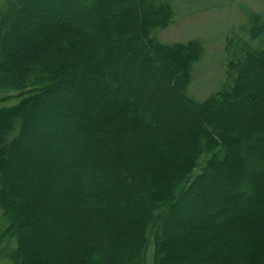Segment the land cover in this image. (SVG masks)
<instances>
[{"label":"trees","instance_id":"obj_1","mask_svg":"<svg viewBox=\"0 0 264 264\" xmlns=\"http://www.w3.org/2000/svg\"><path fill=\"white\" fill-rule=\"evenodd\" d=\"M173 17L168 0L2 4L0 92L15 102L0 107V264H264V95L249 102L264 94V46L197 101L202 43L154 36ZM248 23L261 38L264 15ZM31 129L76 143L73 169L36 167Z\"/></svg>","mask_w":264,"mask_h":264},{"label":"rangeland","instance_id":"obj_2","mask_svg":"<svg viewBox=\"0 0 264 264\" xmlns=\"http://www.w3.org/2000/svg\"><path fill=\"white\" fill-rule=\"evenodd\" d=\"M5 1L0 0V7ZM168 2L174 9L173 22L168 28L157 30L154 36L162 42L170 44L188 43L192 40H199L202 43L204 53L201 60L193 67L191 83L187 89V94L197 101L205 100L227 84L229 81V63L242 57L243 50L247 48L259 49L264 46V34L259 39H253L250 31L251 27L248 23L251 12L264 15V0H168ZM256 75L251 74L248 78H257ZM73 91L75 92V89H72L70 93H73ZM70 93H65V95L70 96ZM261 95L264 94L258 91L254 95L257 97L249 98V102L254 104L255 107L258 104V100L261 99ZM6 96V93L0 92V107L15 102L11 100L12 98L8 99ZM86 101H84L88 106L86 110H89L93 102L90 100ZM81 104L79 103L80 107ZM79 106L76 105L75 109L78 107L77 109L79 110ZM249 115L252 117L251 114ZM75 120L77 121V119ZM28 134V138L34 141L31 145L34 148V152H36V156L34 155L37 160L36 167L39 165L43 167L46 174H54L58 177L61 175V171H56L51 165L48 166L45 163L53 159L56 163H61V165L67 163L68 167L71 170L73 169L72 149L76 148L77 145L69 137H66L61 132L51 134L53 137H47L44 133L34 129H31ZM84 136V140L90 141L88 134L85 133ZM36 141L43 147H48L49 144H52L59 149L62 148V151H44L40 146L35 145ZM24 145H27L25 141ZM90 152L92 156L96 154L92 148H90ZM8 166L12 167V165ZM15 166L21 167V170L25 173L29 172L24 167L23 162H15ZM39 180L41 179L39 178ZM109 181L110 183L106 186L102 184L100 186L105 194H108L115 187L113 181L111 179ZM72 189L75 190V186H72ZM52 194L54 193L49 191L45 196L34 195L32 197L45 202L51 200ZM101 202L103 203L100 200L99 204ZM52 217H55V211H52L46 217V225L48 222L50 227L48 226L47 228L54 229L60 219L56 218L54 223L51 220ZM51 222L52 225H50ZM0 223L3 224L1 216ZM216 223H218L217 219L209 224L214 225ZM43 224H45V221ZM223 230L231 234V232ZM2 264L10 263L4 262Z\"/></svg>","mask_w":264,"mask_h":264}]
</instances>
